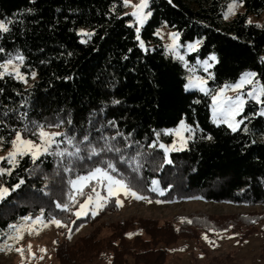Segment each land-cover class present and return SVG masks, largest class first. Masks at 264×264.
Returning a JSON list of instances; mask_svg holds the SVG:
<instances>
[{
    "label": "trees",
    "instance_id": "trees-1",
    "mask_svg": "<svg viewBox=\"0 0 264 264\" xmlns=\"http://www.w3.org/2000/svg\"><path fill=\"white\" fill-rule=\"evenodd\" d=\"M229 1L148 0L149 17L137 31L124 0H0V21L9 29L0 31V63L23 57L20 71L28 82L0 76V146L8 148L17 133L37 140L40 126L59 125L63 134L35 161L30 154L14 164L0 161L6 170L0 186L9 189L0 200V245L15 232L9 225L41 215L60 220L71 232L94 226L72 244L59 241L51 264H167L173 245L181 238L197 240L199 229L207 234L232 229L241 238L255 231L264 215L223 222L138 218L104 226L97 221L118 209L114 197L96 216L83 217L75 211L92 192L90 186L83 196L75 194V204L69 200L74 195L69 181L101 168L138 195L163 203L264 205L259 105L245 104L236 131L211 120L218 87L253 72L264 88V25L248 21L264 11V0H239L243 12L226 21ZM163 25L178 33L182 45L199 41L198 48L184 60L168 53L157 35ZM211 56L215 62L207 75L198 61ZM191 67L207 77L208 92L185 90ZM182 120L193 127L192 137L166 161L159 143L172 137L162 130ZM93 148L98 154L92 155ZM202 253L195 264L229 263Z\"/></svg>",
    "mask_w": 264,
    "mask_h": 264
},
{
    "label": "rangeland",
    "instance_id": "rangeland-1",
    "mask_svg": "<svg viewBox=\"0 0 264 264\" xmlns=\"http://www.w3.org/2000/svg\"><path fill=\"white\" fill-rule=\"evenodd\" d=\"M140 0H130V5L127 6V12L132 13L134 9L131 7L132 4H139ZM148 4V0H147ZM235 5L232 9L231 14L227 15L225 18V14L228 13L229 5ZM147 7L144 8L141 12V15H147V18L142 22L134 17L135 22L137 24V29H139L145 21L149 17V13L147 12ZM238 12H243V7L239 0H230L224 11V19L226 21L230 20L237 14ZM248 21L252 23H256L258 25H264V11L259 15H251L248 18ZM172 34H177L176 38L173 39ZM157 35L161 38L165 50L174 55L175 57L182 60L185 59L186 54L194 52L198 46L197 40L193 42H187L185 45H182L179 41L178 33L163 25L157 30ZM196 44L195 50H189L188 45ZM12 63L7 64V61L2 62L0 64H7V68H0V73L4 74H12L15 78L22 80L25 84L28 82L25 81L24 75H22L20 71V61L17 58L11 59ZM208 60V59H205ZM200 60L199 65L204 69V71L209 74V69L214 64L215 60H208L210 67H207L205 70V65L203 61ZM193 67L187 69V81L185 85V90H199L201 88L205 89L208 92L210 90L207 84V77L204 75L196 74L194 72ZM19 73V75H17ZM244 73H253V72H244ZM243 73V74H244ZM242 74V75H243ZM242 75L232 83L224 84L221 87H218L215 93L212 94V97L220 92L221 89H224L225 85H235L238 83L242 77ZM23 77L21 79L20 77ZM199 78V79H198ZM251 83L245 81L240 88L235 91L231 89H225L223 92L224 96L235 98L238 94L245 101L242 106V111L239 114L233 116L231 119L233 121L240 122L238 124H234L233 126L236 129L239 128L241 124V120L239 116L244 110V106L247 102L253 101L259 105L258 113L264 117V102L262 95H259V89L262 88V85L259 80L255 79V75L250 78ZM193 83V87H187L189 83ZM253 90H257L256 98H252L248 95L249 92ZM211 120L215 124H225L229 127L228 123L223 122L219 117L214 119L213 116V99L211 100ZM230 128V127H229ZM231 129V128H230ZM232 130V129H231ZM46 132H59V128L56 126L47 127L44 129ZM162 133L164 135H171V142H160V145H164L165 148L169 149L167 152L165 148H161L165 154V159L168 161L169 154L173 151H180L185 149L188 146V142L193 134V127L187 125L183 120L178 123V125L174 128L163 129ZM21 135V134H20ZM16 138L14 136L13 140ZM25 140H30L23 138ZM12 140V141H13ZM36 144H40V138L37 140H32ZM13 151L12 143L6 148L2 149L0 146V157H7L8 153ZM32 156V155H31ZM39 156V155H38ZM18 156L16 157V159ZM15 159V160H16ZM7 160V159H6ZM1 161V160H0ZM8 161V160H7ZM109 174V173H108ZM87 175V174H85ZM81 175V176H85ZM110 175V174H109ZM112 176V175H111ZM113 177V176H112ZM77 178V177H76ZM74 178L73 180H75ZM116 179L115 177H113ZM97 179H100L101 182L98 183ZM97 179H93L91 181H86L82 183L90 184V189L94 187L96 192H99L101 196L107 197L108 200L110 197H114L115 200L119 199L122 202V206L118 207L115 212H107L103 215L97 223L102 222L104 226H107L112 223H123L129 219H138V218H148V219H157L159 221L165 220H174L176 222L182 221L184 219L190 217H197L200 219H209V220H217L219 222H223L228 220V217H247L251 215H264V205H255V206H246V205H233L229 203H212L205 202L200 200H188L181 201L177 203H157L158 200H152L148 198L147 200H137L132 196H126L124 194L123 189L119 185H111L113 192L115 195L109 196L108 187L110 186L106 180H103L100 177ZM118 180V179H116ZM71 185V184H70ZM76 187H80L78 184ZM72 194H76V188L71 185ZM89 195L93 197L95 200V193L91 192ZM88 195V196H89ZM87 196V197H88ZM86 197V199H87ZM85 199V200H86ZM85 200L82 202L84 203ZM151 201V202H148ZM99 203V201H97ZM96 208V204L86 205L87 214H91L92 210ZM81 210L78 206L75 213ZM97 213L100 209L96 208ZM76 215V214H75ZM92 215V214H91ZM41 216V215H37ZM37 216H28L29 220L25 221L24 219L17 224L16 226L20 229L19 234L23 237L20 240H12L9 237L17 235V232L10 234L5 242L0 245V248L4 250L0 251V264H51L55 261V248L57 243L62 240L68 241L70 244L77 241L83 234L90 231L94 226L90 224H83L79 228L74 231H70V228L63 224V227H57L56 225L50 223V220H45L44 217L41 216L43 223L33 224L32 220H34ZM77 216V215H76ZM85 215H80L79 217H83ZM264 219V218H263ZM262 220V219H261ZM47 224V227L44 225ZM255 231L249 233L244 238H241L238 234H232V229H228V232H214L212 234H207L202 232L199 229V237L197 240L190 238H181L179 239L169 251L170 258L168 259L167 264H195L203 260V251H208L209 258L217 257L220 259H228V264H264V259L260 257V245L264 243V221L257 222L255 224ZM245 228V227H244ZM208 237L209 241H213L214 243H209L202 237ZM19 248L21 251H16ZM41 249H44L42 252ZM95 264H105V261H95Z\"/></svg>",
    "mask_w": 264,
    "mask_h": 264
},
{
    "label": "snow or ice",
    "instance_id": "snow-or-ice-1",
    "mask_svg": "<svg viewBox=\"0 0 264 264\" xmlns=\"http://www.w3.org/2000/svg\"><path fill=\"white\" fill-rule=\"evenodd\" d=\"M124 5L129 6L130 0H124ZM131 7L134 9V11L131 13V15L133 17H137V19L141 22L147 18V15H141L142 10L147 7V0H140L139 4H132ZM234 7H235L234 4L229 5L228 13L225 14V18H227L228 14H231L232 9ZM249 23H251V21H249ZM8 30L9 29L7 28L5 23L3 21H0V31L7 32ZM137 31H139V29H137ZM85 35L90 36L91 33H85ZM176 35L177 34H172L173 39L176 38ZM137 39H139V37H137ZM198 43L199 42H197V44ZM188 48H189V50H195L196 44H190V45H188ZM0 51H2V49H0ZM17 58L20 59L21 61L23 60V57H17ZM181 59H183V57H181ZM209 60H215V56L209 57ZM11 63H12V60L10 59L7 62V64H11ZM198 63H199V61H198ZM7 64H0V68L6 69ZM203 64L205 65V70H207V67L211 66V65H209L208 60L203 61ZM3 74L4 73H0V76H2ZM17 75H19V73H17ZM254 75H255L254 73H244L238 83H236L235 85H225L224 89H221L220 92H218L216 95H214L212 97L214 119L219 117L223 122L228 123V125L232 129V131L237 130L236 127L233 125L238 124L240 122L233 121L231 118L233 116L239 114L240 111H242V106L245 103V101L241 98V96L239 94L235 98H233V97L224 96L223 92L225 89H231V90L235 91L236 89L240 88L241 85L245 81L251 83L252 81L250 80V78ZM20 78L23 79L22 76ZM193 86H194L193 83L190 82L187 87H193ZM201 91H205V89L201 88ZM248 95L252 98H256L257 90H253L252 92H249ZM259 95H264V88L259 89ZM258 102H264V101H258ZM261 114H264V112H262ZM56 127H59V125H56ZM38 135H39V138L41 141L40 144H36L32 140L22 139L20 133H17L16 138L11 142L12 147H13V151H10L8 153L7 157H0V160L7 159L10 164H14L17 156H24V155L30 154V155H32L33 161H35L38 158V155L48 152L51 145L53 143H55V137L61 136L63 134L59 133V132H51V133L46 132V131H44L43 126H40V131H39ZM85 139H87V137ZM68 142L71 143V140H69ZM160 147L165 148L164 145H160ZM109 150H111V149H109ZM168 150L169 149L165 148L166 152ZM77 151H79V149H77ZM116 151H119V149H116ZM96 154H98V153H97L96 149L93 148L92 149V155H96ZM70 155H72V154L70 153ZM108 168L111 169L112 171H115V168L113 167V165L111 163L108 164ZM134 170H138V168H136ZM5 171H6L5 169L0 168V175H3L5 173ZM97 177H100L103 180H106L108 182V184L110 185L108 187L109 196L115 195V193L112 190L111 185H119L123 189L124 194L126 196L130 195L137 200H147L148 199L146 196L138 195L135 191H133L131 189V187L125 185L123 183V181L114 179L111 175H109L106 171L102 170L101 168H96L93 171L89 172L85 176H78L75 180L69 181V183L74 188H76V194L83 196L85 194L84 188L89 187L90 185L87 183H82V182L91 181L93 179H97ZM97 182L100 183L101 180L97 179ZM20 183H23V181H21ZM78 184L80 185V187H76ZM153 184L155 185L156 181H153ZM15 187L18 188L19 184L16 185ZM151 190L156 191L157 189L154 187ZM92 192L95 193V200L93 199V197L91 195H89L87 197V199L85 200V202L81 203L79 205V208L81 210H85L86 205H93V204H96V208L102 209L104 207L105 203H107L108 198L101 196L99 192H96V189L94 187L92 188ZM8 194H9V189H7L3 186H0V200H3L5 198V196H7ZM160 194L163 195V192H161ZM197 199H199V197H197ZM69 200L73 204H75V202H76L75 195H70ZM97 201H99V203H97ZM148 202H151V201H148ZM115 203H116L117 207L122 206V202L119 199H117L115 201ZM157 203H160V201H157ZM56 207L61 208L64 211H70L71 210L69 207V204H67V203H65V204L57 203ZM96 208H94L92 210V213H91L92 216L97 215ZM75 214L77 215V217H79L80 215H86L87 211L86 210L85 211H78ZM23 219L25 221H27L30 219V217H24ZM254 222L255 221H253V223ZM32 223L33 224L43 223L41 216H37L34 220H32ZM50 223L56 225L57 227H63L64 226L60 220H58L54 217L50 220ZM188 223H191V221H188ZM44 226L47 227V224H45ZM9 228L15 229L17 232V235L9 237L10 239L18 241V240L23 238L19 234L20 229L16 225H9ZM134 234L135 233H128L127 235L129 237H131ZM202 238L205 239L209 243H214L213 241H209L208 237L206 235ZM2 250H4V249L0 248V251H2ZM16 251L19 252V251H21V249L17 248ZM41 251L43 252L44 249H41Z\"/></svg>",
    "mask_w": 264,
    "mask_h": 264
}]
</instances>
